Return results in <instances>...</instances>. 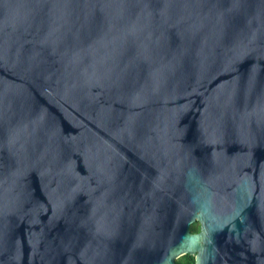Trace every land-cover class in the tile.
I'll list each match as a JSON object with an SVG mask.
<instances>
[{
    "label": "water",
    "instance_id": "obj_1",
    "mask_svg": "<svg viewBox=\"0 0 264 264\" xmlns=\"http://www.w3.org/2000/svg\"><path fill=\"white\" fill-rule=\"evenodd\" d=\"M187 253L264 264V0H0V264Z\"/></svg>",
    "mask_w": 264,
    "mask_h": 264
},
{
    "label": "flooded vegetation",
    "instance_id": "obj_2",
    "mask_svg": "<svg viewBox=\"0 0 264 264\" xmlns=\"http://www.w3.org/2000/svg\"><path fill=\"white\" fill-rule=\"evenodd\" d=\"M259 206V205H258ZM260 223V219L258 220V224ZM193 224H196V226H197V230H195V231H193V232H200V229H201V223H200V221H196V222H194ZM192 224V225H193ZM190 256L191 257H193V262H192V264H196V255H192V254H183V255H180V256H178L177 258H176V262H177V264H189L188 263V260H189V258H190Z\"/></svg>",
    "mask_w": 264,
    "mask_h": 264
},
{
    "label": "trees",
    "instance_id": "obj_3",
    "mask_svg": "<svg viewBox=\"0 0 264 264\" xmlns=\"http://www.w3.org/2000/svg\"><path fill=\"white\" fill-rule=\"evenodd\" d=\"M191 229H192V231L197 230V226H196V224H193V225L191 226ZM193 261H194V260H193V257L190 256V258H189V260H188V263H189V264H192Z\"/></svg>",
    "mask_w": 264,
    "mask_h": 264
}]
</instances>
